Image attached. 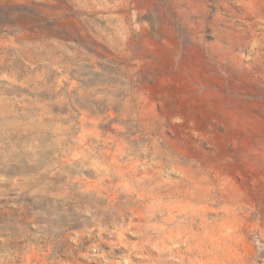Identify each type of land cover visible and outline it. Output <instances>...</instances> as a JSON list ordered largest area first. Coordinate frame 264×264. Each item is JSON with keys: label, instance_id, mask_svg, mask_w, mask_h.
<instances>
[{"label": "rangeland", "instance_id": "obj_1", "mask_svg": "<svg viewBox=\"0 0 264 264\" xmlns=\"http://www.w3.org/2000/svg\"><path fill=\"white\" fill-rule=\"evenodd\" d=\"M0 264H264V0H0Z\"/></svg>", "mask_w": 264, "mask_h": 264}]
</instances>
